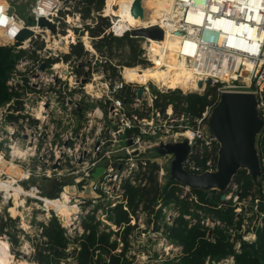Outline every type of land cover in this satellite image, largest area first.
Listing matches in <instances>:
<instances>
[{"label":"built area","instance_id":"2783aa9c","mask_svg":"<svg viewBox=\"0 0 264 264\" xmlns=\"http://www.w3.org/2000/svg\"><path fill=\"white\" fill-rule=\"evenodd\" d=\"M13 3L24 5L23 16ZM104 6L84 18L83 0H0V46L11 48L14 55L6 81L11 99L0 106V159L5 164L0 166V187H7L6 191L0 188V207L7 211L0 214V221L6 224L18 217L16 229L29 236L28 244L33 247L45 239L42 234L51 221H56L66 240L73 242L86 232V221L107 216L118 207L127 211L124 187L146 186L148 164L154 162L149 154L156 147L186 141L190 151L182 169L192 175L206 173L211 163L218 161L219 151V143L208 134L210 112L225 93L255 98L256 116L262 122L257 160L264 174V0H175L173 14L162 17L165 27L149 23L119 33V18L105 14ZM100 18L109 22L99 36L91 37L89 29ZM40 19L53 31L39 26ZM152 29L161 30L163 37H179L178 55L189 62L194 81L202 83L200 89L188 94L203 96L209 89L215 90L207 96L208 104L199 116L188 112L183 100L170 102L165 108L156 106L159 98L177 90L151 81L127 82L124 67L108 66L104 60L101 75L91 73L90 79V70L80 65L97 56L93 43L132 34L133 39L142 40L140 59L150 66L154 57L144 47L150 38L135 32ZM23 31L30 35L23 37ZM69 34L73 38L67 41L64 38ZM85 36L92 50L85 48ZM77 44L84 47L82 55L66 60ZM56 65L63 68L55 69ZM74 65L77 71L83 67L85 72L65 80ZM230 76L234 79L222 82V77ZM188 94L181 91V96ZM187 133L190 136H178ZM157 165V182L163 186V167ZM98 166L105 170L91 184ZM10 169L15 174L8 172ZM66 177L71 179L65 184L76 188L73 195L61 186L58 195L49 197L40 188V181L60 182ZM33 182L36 184L31 185ZM255 201L258 204L259 200ZM12 208L25 213L27 220L11 216ZM104 224L102 230L112 227ZM206 227L226 228L216 220ZM30 230L37 235L31 237Z\"/></svg>","mask_w":264,"mask_h":264},{"label":"trees","instance_id":"16d2710c","mask_svg":"<svg viewBox=\"0 0 264 264\" xmlns=\"http://www.w3.org/2000/svg\"><path fill=\"white\" fill-rule=\"evenodd\" d=\"M83 2L85 3V7L82 9V12L85 18L89 16L92 6H94L96 12L100 11L104 6L105 0H83ZM135 2L136 0H106L104 13L110 16L117 15V18H119L122 15V8L129 4L126 7L128 16L130 12L128 7ZM114 4H118L119 6L117 11L114 10ZM107 23L105 19L100 18L99 23L93 29H89L91 37L99 36ZM126 38H128L127 35L124 36V39H104L95 42L94 47L98 49L104 45L109 46L112 41L121 42ZM82 53L83 47L81 44H77L72 47L70 55L66 56L65 59L68 60L71 56L80 57ZM13 65L14 55L12 49L0 46V106L11 99V95L7 91L6 81ZM138 65L147 66L140 59L139 53L134 54L124 66L132 68ZM77 72L78 74L81 73L79 70ZM213 94H215V90L209 89L203 96L198 94L181 96V92L177 90L171 94V101L184 100L188 104L187 111L194 116H199L208 104L207 96ZM163 97H165L163 98L164 100L167 99V96ZM155 105L159 106L157 101ZM166 105L164 104L163 107L165 108ZM148 165L149 174L146 186L135 188L126 185L124 189L128 208L131 211L130 216L134 217L137 209L141 208L143 211L149 210V214L154 216V219L158 221L164 218V208L169 207V210L178 209V215L171 220L172 225L165 226V235L166 239L170 240V244L180 249V253L173 260H168L167 264H204L206 261L209 264H218L229 258L233 259L234 264H264V195L261 187H259L256 195L250 196V189L254 185L251 179L246 176L245 170L237 171L234 176V180L243 190L238 200L241 201L244 198H249L251 204L255 200H259L256 217L261 218L260 223L253 228V234L256 239L250 245L246 244L241 236L236 234L243 226L242 219H240L241 215L234 214L236 212L233 210L235 208H230L231 202L221 200V192H217L216 190L205 192L200 189H191L189 195L196 200L193 204L195 209L211 213L214 219L226 228H209L200 224H190L185 217L192 216L193 219H197L198 215L190 210L188 202L180 200V184L174 180H170L164 186H160L157 182V172L159 170L157 163L153 162ZM48 196L54 197L55 193H49ZM158 204L160 207L155 210ZM221 205L228 207L220 209ZM114 214L113 222L115 226L121 227L129 223V214L124 212L121 207L115 209ZM234 217L237 218V222H234ZM234 225L235 233L231 234L229 228ZM2 229L3 224L0 230ZM128 230L129 227L121 233L120 236L123 243H121L122 247L119 248L117 240H111L113 235L118 236V232H99L97 226L86 225L85 231L87 233L85 232L80 239L73 242L75 264H127L126 237L129 232ZM158 230L160 229L155 225V231ZM63 233V230L56 221H51L44 228L42 236L46 238V241L35 251L33 259L35 264H64L62 260L65 259V252L68 250L69 243ZM232 239L233 241L231 242ZM237 242L239 243V253H236L234 249V245ZM4 250L5 248L0 245V256Z\"/></svg>","mask_w":264,"mask_h":264},{"label":"rangeland","instance_id":"374dc122","mask_svg":"<svg viewBox=\"0 0 264 264\" xmlns=\"http://www.w3.org/2000/svg\"><path fill=\"white\" fill-rule=\"evenodd\" d=\"M142 1L143 0H136V2H140V3ZM114 5L117 6V9L114 8V10L117 11L119 6H118V4H114ZM128 5L129 4H127L126 6H128ZM13 6L16 7V12H18V14L20 16H23L24 5L17 6L16 3H13ZM91 10H94V12H96L94 9V6L91 7ZM113 16L118 17L117 15H113ZM126 16H127V11H126ZM127 21H129L128 18H127ZM106 22H109V19H107ZM122 22L124 23V21H122ZM119 25H120V22L118 23V27H119ZM90 36H91V34H90ZM127 36H128V38H126L125 40H122L121 42L112 41L109 46L103 44L104 46L98 48L100 50H98L94 47L97 51V56H93L92 58L88 57L87 65H85L84 62L82 64H80V65L86 66L90 70V73L88 74L90 79L92 78L91 73L94 74L96 77L101 75L100 72H101V67L104 64V60H107L108 66L119 65L120 67H125L124 65L126 64V62L129 61V59L134 54L139 53L141 56L142 40L139 38L133 39L132 34H128ZM93 42H95V41H93ZM93 44L95 45V43H93ZM83 50H84V47H83ZM152 65H150V66H152ZM139 66L143 67V68L149 67L148 65L146 67H144L143 65H138V67ZM134 67H137V66H134ZM79 70L81 71V74L83 72H85L83 67H82V69H79ZM71 72H72L71 74L65 76V78H64L65 80H67V81L70 80L71 77L74 75L76 77H79V74L77 72V69L75 68V65L73 67V71H71ZM169 76H171V75H169ZM133 85H136V84H133ZM129 87H132V85L131 84L128 85V88ZM150 88H151L152 92L155 93V91H156L155 87L153 85H151ZM176 90H178V89H176ZM163 96L161 98H159V100H158V104L162 107L164 106V104H168L170 102H173L174 104L175 103L178 104V102L180 101V100L171 101L172 96L170 93L165 95V96H167V99H165V100L163 99V98H165ZM175 101H178V102H175ZM213 111L210 112V119H211ZM208 126H210V122L208 123ZM208 134L212 137L211 131ZM257 140H258L257 134H255L253 136L252 148H253L254 152L256 153V157L258 156ZM167 145H169V146L186 145L188 147L186 141H176V142L172 141V142L167 143L166 145H162L160 147H156L153 150H151L149 157L152 158V160H154L155 163H158L159 165H161L163 167L162 183H164V185L168 181L173 180L172 178H173V170H174V161L176 160V156L173 154H170L169 149L164 148ZM189 151L190 150L188 147L187 155L189 154ZM260 169L261 168H259V170ZM104 170L105 169L102 166H98L96 168V170L92 173V177L90 179L91 184H94L95 182H97L99 180V178L102 176ZM239 170H244V169H239ZM216 171H217V162H212L211 166L208 168L206 173H216ZM246 176H248L250 178V175H248V171H246ZM69 179H71V178L66 177V178H63L60 182L59 181H57V182L40 181L39 185H40L41 190L47 195L49 193H55V196L58 195V193L61 191V189H60L61 186H62V190L65 193L73 195L76 192L75 186H73L72 184H65V182H68ZM33 184H36V183H34V182L31 183V185H33ZM61 184H64V185H61ZM253 185L254 186L250 189V196L251 197L256 195L259 187H262L264 189V174H261V172H260V175L256 177V181H255V183H253ZM0 188H1V190L4 189L6 191L7 187L1 186ZM52 188H53V191H51ZM186 188H188V187L180 184V192H179L180 200L188 202L190 210L194 211V213H196L198 215L197 219H193L192 216H186L185 217L186 220H188L190 222V224H200L202 226H206V224L208 226L211 225V222L215 221L213 215L211 213L195 209L193 204L196 202V200L192 196L189 195V191L191 189L190 188L186 189ZM211 190H213V188H207L203 191L209 192ZM216 191L221 192V195L224 196V201L231 202L230 208H235V209H233L234 212H236L234 214L241 215L240 219H242V225L243 226H242V229L240 231H238L236 234L240 235L242 240L245 241L246 244H248V245L252 244L256 239L254 234H253V228L258 223H260V220H261V218L256 217L257 202L255 201V202H253V204H251L249 201V198H244L241 201L238 200V198H239L240 194L243 192V190H242L241 186H239L236 183V181L234 180V177L228 183V185L226 187H224L223 189L216 188ZM229 197L231 199H229ZM235 197H238L237 201H235V199H236ZM0 202H2L1 198H0ZM126 207H127V211H125L123 209L122 210L124 212H126L127 214H129L130 220H129V223L127 225H123L121 227L115 226V224L113 222L114 216H115L114 211H112L111 213H108L107 216H105V215H104V217L99 216V217H96V219L94 218V219L88 220V221H86V225L97 226L99 232H101V231H104L106 233L118 232L117 233L118 236L113 235L111 240H117L119 248L122 247L121 243H123V241H121L122 239H121L120 235L124 231V229H127V227H129V230H128L129 232H128V235L126 237V242H127L126 261H127V264H167L168 260H173L177 255H179L180 249L176 248L175 246L170 244V240L166 239V235H165V226L166 225H169V226L172 225L171 220L178 215V211H177L178 209L169 210L170 209L169 207L164 208L163 209V216H164L163 220L157 221L156 219H154V216L149 214V210L143 211L141 208H138L136 211V215L133 217L132 215L130 216L131 211L127 205H126ZM159 207H160V205L158 204V206L155 208V210L158 209ZM227 207L228 206H222L221 205L219 208L220 209H226ZM249 208H251V209H249ZM10 211L13 212V217L23 216L24 220L25 221L27 220L25 213H24V215H22L23 213L21 214V212H19L18 210L15 211L14 209H11ZM6 212H7L6 209H4V208L1 209V207H0V214H6ZM63 212H68V210L64 209ZM135 218H137V220H135ZM236 220H237V218L234 217V222H237ZM19 222L20 221H19L18 217L16 218V220L10 221L6 224L3 221L2 222L0 221V228L3 224V229L0 230V245L5 248V250L3 251V254H1V256H0V258H1L0 264H4V262L6 260H9L8 264H35L33 262L35 251L37 250L38 247H40L42 245V243L44 241H46L45 240L46 238L41 239L39 246H34V247L31 246L30 244H28V242L30 240L29 236L26 233H23L22 231H19L16 229L17 223H19ZM104 222H107L112 227L111 228L107 227L105 229L106 231L102 230L106 226L104 224ZM155 225L160 230L155 231ZM234 228H235V225L231 226L229 228L230 229L229 232L231 234L235 233ZM31 230H33V229H31ZM31 230H30V232H31ZM33 234L37 235V233L34 231V232H31L30 236L33 237ZM5 241H7V242H5ZM67 241L69 243V247H68V250L65 252L66 256H65V259L62 260V262H64V264H75L76 259H75V255L73 253V249H74L73 242H75V241H73V242L71 240H67ZM232 241H233V239L231 240V242ZM234 249L239 250V243L238 242L235 243ZM204 264H209V262L206 261ZM218 264H233V263L231 262V260L229 258L228 262L224 261V262H221Z\"/></svg>","mask_w":264,"mask_h":264},{"label":"water","instance_id":"95a60500","mask_svg":"<svg viewBox=\"0 0 264 264\" xmlns=\"http://www.w3.org/2000/svg\"><path fill=\"white\" fill-rule=\"evenodd\" d=\"M39 26L53 27L44 19L38 21ZM23 37H28L30 32L23 31ZM135 35L153 40H161L163 33L159 29L137 31ZM1 46H4L1 44ZM43 69V68H41ZM202 87V83H198ZM184 92V91H183ZM189 91L184 92L188 94ZM137 96H141V90ZM262 122L257 118L255 111V98L250 94L225 93L220 97L217 107L214 109L209 129L212 137L219 143L217 171L192 175L182 169V163L188 152L186 145L165 146L170 154L176 156L174 161L173 180L190 189L205 190L207 188L223 189L233 179L239 169L248 171L252 183L260 175L259 164L254 152L253 136L258 134ZM224 200V196L221 197Z\"/></svg>","mask_w":264,"mask_h":264},{"label":"bare ground","instance_id":"6f19581e","mask_svg":"<svg viewBox=\"0 0 264 264\" xmlns=\"http://www.w3.org/2000/svg\"><path fill=\"white\" fill-rule=\"evenodd\" d=\"M174 3L175 0H143L141 3L135 2L128 7L130 16L128 15L127 17L125 10L127 6L125 5L122 8L121 17H119V20L124 21V23L118 21V23L120 22V25L119 27L118 24L116 25V30L119 33L123 30L135 28L137 26L145 27L149 23L152 25L159 24L161 27H165L166 24H164L165 22L162 17L168 14H173L174 8L172 5H174ZM127 18L129 21H127ZM72 35L73 34H69V36L64 39L69 41L70 38H73ZM83 41L85 43V48L87 50H92L87 36L83 38ZM178 43L179 37L177 35L165 34V36L159 41L150 39V42L146 43L144 47L149 51L150 55L154 57V64L146 68L140 66L132 68L124 67L122 72L123 77L127 82L146 83L147 81H151L160 87H165L171 90L180 89L187 92L189 90L196 91L197 89H200L198 83L194 81L195 77L193 71L189 68V62L181 60L178 55ZM164 67L166 69H164ZM61 68H63L61 65H56L55 67V69ZM233 79L232 76L229 78L222 77V82H230V80ZM178 136L185 138V136L190 135L187 133ZM4 165V162L0 159V166L3 167ZM13 170L14 169H10L8 172L15 174V171ZM63 195L65 194L63 193ZM12 209L17 211L16 208ZM64 209L66 208L62 207V210ZM10 213L11 216H13V212L10 211ZM8 263L9 260L4 262V264Z\"/></svg>","mask_w":264,"mask_h":264}]
</instances>
